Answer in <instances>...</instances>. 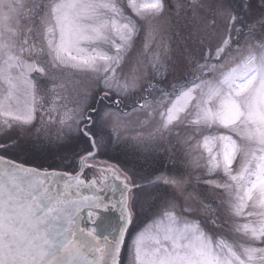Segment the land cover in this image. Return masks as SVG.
<instances>
[{
	"label": "snow or ice",
	"instance_id": "1",
	"mask_svg": "<svg viewBox=\"0 0 264 264\" xmlns=\"http://www.w3.org/2000/svg\"><path fill=\"white\" fill-rule=\"evenodd\" d=\"M0 140L24 156L57 145L81 168L124 156L100 169L119 192L107 235L110 202L69 201L63 174L0 156V264H121L126 236L125 264H264V0H0ZM144 210L152 228L130 234ZM229 225L244 243L215 239Z\"/></svg>",
	"mask_w": 264,
	"mask_h": 264
},
{
	"label": "rangeland",
	"instance_id": "2",
	"mask_svg": "<svg viewBox=\"0 0 264 264\" xmlns=\"http://www.w3.org/2000/svg\"><path fill=\"white\" fill-rule=\"evenodd\" d=\"M26 2L30 3L31 0H26ZM119 3H121L122 5H126V0H119ZM222 26L223 25L221 24V27ZM206 78L207 79L212 78V74L211 73L206 74ZM85 79L87 80L89 78H85ZM169 79L171 80L172 78L170 77ZM91 86L94 87V83ZM170 90L171 89H169V91ZM155 99H157V100L161 99V96L159 93L155 94ZM126 110L131 111L130 108L126 109ZM159 120H160V117L157 116L156 121L159 122ZM121 133L123 134V136L125 138L134 136L136 134V132L131 127H129L127 130H125V129L118 130L117 135H119ZM217 134L231 135L233 137V139L237 141L238 145H240L242 143V138H238L237 134L232 133L226 129H220ZM194 142L195 141H193V143ZM218 147L219 146L214 147L213 152H216ZM201 152H203L205 156L207 155V150L203 148L202 144H201L200 148H198L195 152L191 153V155L193 157L199 158ZM2 154H3V152H2ZM5 154H7V153H5ZM181 155H183V154H181ZM20 156H21V158L26 157L24 155H20ZM64 156H67L68 158L64 159L63 158ZM33 157L35 158L34 160H36L37 157L35 155H31L30 159H32ZM42 158L44 159L43 162L45 163V164L41 165L42 168H45V167L48 169L54 168L55 170L60 169V170H69V171H73V172L79 168L78 165L73 163V157H72L71 153H69L68 150H66V149L65 150L59 149V147L57 145H53L51 151L42 155ZM239 159H240V156L238 154L237 160H239ZM123 160H124V156L122 155V153L120 151H117L116 149H112V150L106 151L103 154L97 155L95 160H88L87 162L92 163V164L95 163L97 165L104 166V167H115V168H117V170H120L124 167V164L122 162ZM186 162H187V160L185 159V163ZM203 163H204L203 160H200V164H201L200 167H195V166L191 167V180H192L193 184L199 183L200 178L204 177L206 174V170L203 167ZM237 167H238L237 163L234 162L233 168L236 169ZM98 169H99L98 167L95 169L88 168L87 171H84V172L87 176H91L93 174L101 176L102 172ZM121 175H123L122 172H121ZM215 178L219 179L220 177L216 176ZM188 191H191V188H189ZM190 204L193 208L198 206L196 202H190ZM249 210H251V209H246L245 215L237 218L238 223H241V224L246 223L249 221V219H251L246 215L247 211H249ZM187 218L188 219H196L197 217H194L192 215H188ZM153 223H154V217H153L152 212L149 210H144L141 212L139 219H137L135 221V225L132 228H130V234H135V233L140 232V231H145L147 233L152 228ZM228 232H230L231 234L230 235H228V234L219 235V236L215 237V239H217V240L218 239H225L229 243H244V238H243L242 234H238L234 230H232L231 225H229L226 228V233H228ZM126 243H127L126 244V246H127L129 243V240ZM126 246H125V249H126ZM257 246H259V245L257 244ZM123 253H124V258H125V262H126V251ZM123 262H124V259H123ZM125 262H124V264H125Z\"/></svg>",
	"mask_w": 264,
	"mask_h": 264
},
{
	"label": "water",
	"instance_id": "3",
	"mask_svg": "<svg viewBox=\"0 0 264 264\" xmlns=\"http://www.w3.org/2000/svg\"><path fill=\"white\" fill-rule=\"evenodd\" d=\"M0 156H3L4 159L6 160H13L17 164H22L28 167H39L36 166L35 164H27L23 163L22 161H19L17 159H14L12 157L0 154ZM90 165V163H88ZM100 170L101 168H109V167H104V166H97ZM41 168V167H40ZM85 168H81L77 170L76 172H67L66 170H60V169H46V168H41L42 171H50V172H56L63 174L62 176L55 177L54 180L56 182L54 191L59 190L62 194H65V186L67 185V199L72 202H79L83 197L86 196H100L101 198L105 199L106 201L110 202L113 207L111 208L110 211H105L103 209H100V216L101 220L104 224V227L101 228L99 231L102 232L104 235L108 234V231L112 227H116L119 222V207L116 206V201L119 198V192L114 191L112 188L106 186V182L104 179L105 173L102 172L103 176V183L99 184L98 186L95 184L94 187L90 186V182H93V179L90 178L85 179L82 177V170ZM107 175H111V173H108ZM75 178V179H74ZM76 179H79L83 181V185L77 186L76 185ZM110 183V181H109ZM102 188V192H97L96 189ZM93 211V209H90L87 206H82L79 208V210L75 213L78 216L77 223L80 225V227L84 228H89L92 227V224L89 220V212ZM123 250V249H122ZM122 254V251H121Z\"/></svg>",
	"mask_w": 264,
	"mask_h": 264
},
{
	"label": "trees",
	"instance_id": "4",
	"mask_svg": "<svg viewBox=\"0 0 264 264\" xmlns=\"http://www.w3.org/2000/svg\"><path fill=\"white\" fill-rule=\"evenodd\" d=\"M9 154H11L12 156H17L16 154H13L11 151L10 152H8ZM37 158H36V160H34L35 158L33 157L32 159H28V160H25L27 163H32V164H36V165H38V166H41L42 164H45L43 161H44V159L42 158V156H36ZM123 257H124V255H123Z\"/></svg>",
	"mask_w": 264,
	"mask_h": 264
},
{
	"label": "bare ground",
	"instance_id": "5",
	"mask_svg": "<svg viewBox=\"0 0 264 264\" xmlns=\"http://www.w3.org/2000/svg\"><path fill=\"white\" fill-rule=\"evenodd\" d=\"M14 159H17L18 160V158L16 157V156H14L13 157ZM95 164V163H94ZM90 165H92V163H90ZM95 165H97V164H95ZM92 179H93V181L95 182V184L98 186L99 184H101V183H103V176L101 175H94L93 177H92Z\"/></svg>",
	"mask_w": 264,
	"mask_h": 264
},
{
	"label": "flooded vegetation",
	"instance_id": "6",
	"mask_svg": "<svg viewBox=\"0 0 264 264\" xmlns=\"http://www.w3.org/2000/svg\"><path fill=\"white\" fill-rule=\"evenodd\" d=\"M25 55H26V54H25ZM0 142H2V140H0ZM30 157H31V155H30V156H26V157H24V158H23V157L21 158L20 155H17V158L23 160V162H24L25 160H28Z\"/></svg>",
	"mask_w": 264,
	"mask_h": 264
}]
</instances>
